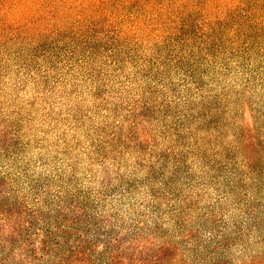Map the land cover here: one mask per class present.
Masks as SVG:
<instances>
[{
  "label": "trees",
  "instance_id": "16d2710c",
  "mask_svg": "<svg viewBox=\"0 0 264 264\" xmlns=\"http://www.w3.org/2000/svg\"><path fill=\"white\" fill-rule=\"evenodd\" d=\"M177 12L0 42V264H196L158 202L181 183L171 167L256 178L264 4ZM239 228L206 264L261 263L229 256Z\"/></svg>",
  "mask_w": 264,
  "mask_h": 264
},
{
  "label": "rangeland",
  "instance_id": "374dc122",
  "mask_svg": "<svg viewBox=\"0 0 264 264\" xmlns=\"http://www.w3.org/2000/svg\"><path fill=\"white\" fill-rule=\"evenodd\" d=\"M264 4V0H262ZM240 0H0V42L11 44L26 34L37 38L44 28H76L82 23L134 24L150 31L177 11L198 14L223 12ZM264 92V85L262 86ZM189 164L171 167L181 179L170 183V196L161 197L157 211L165 218L175 208L179 222L186 226L184 248H195L196 264H206L224 235L233 234L239 225L238 238L230 257L256 252L264 264V163L255 179L229 180L210 167L190 168ZM179 172V173H178ZM171 176V174H169ZM236 236L233 234L229 238ZM241 237V238H240ZM226 239V238H225ZM225 247H220V251Z\"/></svg>",
  "mask_w": 264,
  "mask_h": 264
}]
</instances>
